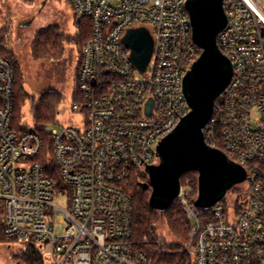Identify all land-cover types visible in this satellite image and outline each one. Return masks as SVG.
<instances>
[{"label": "built area", "instance_id": "2783aa9c", "mask_svg": "<svg viewBox=\"0 0 264 264\" xmlns=\"http://www.w3.org/2000/svg\"><path fill=\"white\" fill-rule=\"evenodd\" d=\"M186 2L71 0L74 15L91 27L71 106L86 117L43 129L58 182L37 159L43 138L34 125L11 121L14 67L0 53V223L6 237L36 246L46 264H152L132 246L124 183L132 170L158 163V142L189 110L182 82L200 49ZM222 5L226 23L217 44L233 73L203 136L244 169L246 190L232 201L225 194L204 220L188 188L181 185L176 199L190 223L185 248L193 264H264V0ZM137 27L152 39L143 71L123 41Z\"/></svg>", "mask_w": 264, "mask_h": 264}, {"label": "water", "instance_id": "95a60500", "mask_svg": "<svg viewBox=\"0 0 264 264\" xmlns=\"http://www.w3.org/2000/svg\"><path fill=\"white\" fill-rule=\"evenodd\" d=\"M192 39L200 49L183 77V93L189 110L157 144V164L146 166L151 188L149 204L163 211L177 198L180 177L197 173L196 207L210 208L227 191L246 179L244 169L222 150L209 146L203 136L213 102L228 84L233 68L217 44V34L226 23L222 0H187ZM123 41L130 60L143 71L152 52V39L144 27L128 29Z\"/></svg>", "mask_w": 264, "mask_h": 264}, {"label": "trees", "instance_id": "16d2710c", "mask_svg": "<svg viewBox=\"0 0 264 264\" xmlns=\"http://www.w3.org/2000/svg\"><path fill=\"white\" fill-rule=\"evenodd\" d=\"M71 3V0H70ZM76 16V15H75ZM76 24L81 27V20L76 16ZM86 36H84L85 38ZM89 37V33L86 38ZM82 43V36H73L62 33L56 26H48L39 29L33 35L30 44V53L34 60H56L63 55V45L66 43ZM3 36L0 35V53H4L9 58L14 67V94H13V112L11 121L18 124L21 105L28 97L30 101V112L35 129L43 138V148L38 156L42 163L45 173L58 182L57 173L52 161L50 138L43 134L46 125L56 121L58 108L62 104V94L58 91L47 90L41 92L37 98L28 96V93L22 85L20 72L16 65L12 51L5 49L3 45ZM78 67L76 70V76ZM79 98V93L75 84V93L73 98ZM232 158V156H230ZM143 180H146L145 182ZM149 177L146 171L134 169L131 171L129 179L124 183V189L131 197L132 201V236L131 243L134 250L143 251L152 260V264H193V256L185 248L189 240V220L183 212L179 203L171 202L170 206L163 211L154 209L149 204L151 188ZM180 184L189 189L190 198L194 199L197 193V173L193 170L186 171L180 177ZM174 204V205H173ZM198 217L204 220L208 217L206 208L197 207ZM159 213L164 215L166 224L171 233L176 238L175 242L164 243L171 252H161L158 244L164 242L156 233V226L159 220ZM146 238V242L143 239ZM0 241L7 243L15 242L13 238L4 235L3 226L0 223ZM17 243V242H16ZM19 244V243H18ZM21 250L12 253V257L23 264H46L39 249L33 244H19Z\"/></svg>", "mask_w": 264, "mask_h": 264}, {"label": "rangeland", "instance_id": "374dc122", "mask_svg": "<svg viewBox=\"0 0 264 264\" xmlns=\"http://www.w3.org/2000/svg\"><path fill=\"white\" fill-rule=\"evenodd\" d=\"M76 19L70 0H0V35L3 36L5 49L9 48L12 51L22 85L28 96L37 98L41 92L47 90L58 91L62 94V104L58 108L56 117L57 122L46 125L50 130L70 122L79 123L86 117L84 113L71 109L72 102L78 99V97L73 98L77 79L76 70L80 64L83 44L91 30L87 18H79L82 22L81 27L77 26ZM52 25L64 34L76 36V39L77 36H82V43L76 40L74 43L64 44L63 55L56 60L36 61L30 53L33 35L39 29ZM2 54L4 55L3 52ZM18 124L28 127L33 125L28 97L21 105ZM245 190L246 184L240 183L227 191L226 196L232 201L240 198ZM173 203L177 204L178 199H174ZM59 204H62V201ZM59 220L60 217L57 215L55 234L60 233ZM156 233L160 239L164 240L158 244L160 251L171 252L164 243L175 242L176 238L169 230L164 215L160 213ZM20 250L16 242L0 241V264H23L11 255Z\"/></svg>", "mask_w": 264, "mask_h": 264}, {"label": "crops", "instance_id": "0c3cea01", "mask_svg": "<svg viewBox=\"0 0 264 264\" xmlns=\"http://www.w3.org/2000/svg\"><path fill=\"white\" fill-rule=\"evenodd\" d=\"M74 14V13H73Z\"/></svg>", "mask_w": 264, "mask_h": 264}]
</instances>
